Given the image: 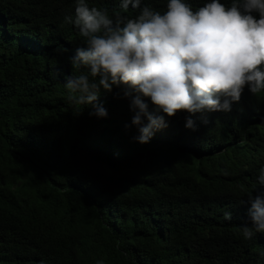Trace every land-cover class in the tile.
<instances>
[{"label": "trees", "instance_id": "trees-1", "mask_svg": "<svg viewBox=\"0 0 264 264\" xmlns=\"http://www.w3.org/2000/svg\"><path fill=\"white\" fill-rule=\"evenodd\" d=\"M145 3L164 12L167 0ZM75 7L0 0V264H264V232L240 228L252 225L248 194L264 193V93L246 85L230 111L171 117L142 96L167 126L140 143L149 121L132 124L126 85L68 100L64 84L87 71L71 63L86 46L64 20ZM97 105L106 117L90 115Z\"/></svg>", "mask_w": 264, "mask_h": 264}, {"label": "clouds", "instance_id": "clouds-1", "mask_svg": "<svg viewBox=\"0 0 264 264\" xmlns=\"http://www.w3.org/2000/svg\"><path fill=\"white\" fill-rule=\"evenodd\" d=\"M118 2L120 11L110 15L90 7L89 0H75V17L64 18L86 45L71 58L73 69L86 73L64 84L75 105L93 103L101 88L126 85L124 95L132 97L135 111L132 124H141L142 116L149 121L137 137L147 143L153 129L167 124L163 115L149 112L142 96L171 117L178 110L230 111L246 85L254 95L264 93V0H205L195 10L190 0H167L164 12L145 0ZM130 4L140 8L135 17L127 15ZM107 114L99 105L90 113L101 118ZM186 126L194 127L193 121ZM257 184L264 186V167ZM248 197L252 225L240 226L245 239L264 232V193ZM224 218L231 220V213Z\"/></svg>", "mask_w": 264, "mask_h": 264}]
</instances>
